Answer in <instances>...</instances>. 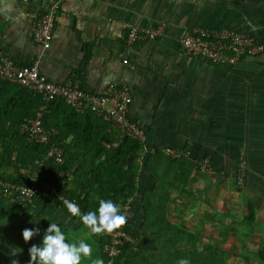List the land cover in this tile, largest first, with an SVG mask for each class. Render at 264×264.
<instances>
[{"label": "crops", "instance_id": "obj_1", "mask_svg": "<svg viewBox=\"0 0 264 264\" xmlns=\"http://www.w3.org/2000/svg\"><path fill=\"white\" fill-rule=\"evenodd\" d=\"M54 2L50 46L42 49L33 41L30 26ZM131 25L159 26L160 33L127 44L123 37ZM190 27H225L264 42V0H0V49L15 64L35 62L48 80L76 78L93 94L102 93L110 82L130 87L127 116L145 133L135 175L137 191L126 210L133 229L142 222L145 195L154 202L159 196L166 199L164 217L177 227L186 226L194 236L192 209L202 217L200 213L211 210L207 203L234 200L240 211L247 208L248 217L256 219L246 217L260 229L246 231L253 235L252 242L261 244L264 52L233 64L200 60L179 48L180 35ZM166 145L184 147L189 156L169 159L161 152ZM238 151L245 163L244 183L236 188L241 193L232 181ZM200 157L213 166V175L195 171L193 161ZM43 182L66 185L51 167ZM33 203L37 206L36 200ZM50 218L78 227L59 207ZM139 235L138 243L143 232Z\"/></svg>", "mask_w": 264, "mask_h": 264}, {"label": "trees", "instance_id": "obj_2", "mask_svg": "<svg viewBox=\"0 0 264 264\" xmlns=\"http://www.w3.org/2000/svg\"><path fill=\"white\" fill-rule=\"evenodd\" d=\"M35 117L47 133L45 142L27 139L25 131L20 129L23 120ZM50 143L60 148L59 162L54 161L52 154L46 156ZM141 148L134 139L118 138L107 120L90 111H77L58 98L43 101L32 90L0 78V264L14 261L28 264L29 248L33 244L42 245L43 236L53 223L50 214L55 207L76 219L79 228L88 229L90 240L87 242L92 247V255L82 258L81 264H92L96 258L103 259L104 264H172L171 260L178 263L181 259H187L189 264H220L223 251L218 246L204 245L197 249L189 231L164 217L166 199L161 196L158 202L149 201L146 195L142 198L143 218L138 230L131 227L127 218L125 230L137 239L142 231V243L125 241L118 246V254L109 258L102 248L107 236L93 234L79 216L68 212L61 198L44 191L32 196V201L22 200L18 198L19 190L14 188L31 186L33 181L40 186L46 169L51 167L64 184H70L55 186L57 193L78 205L81 214L96 211L101 199L119 206L137 191L135 175L139 164L136 159L142 156ZM35 160H42V167ZM55 223L65 234V242L71 244L76 229ZM25 228H39V234L25 242L22 237ZM174 248L177 250L172 251ZM251 259L264 263V242Z\"/></svg>", "mask_w": 264, "mask_h": 264}, {"label": "built area", "instance_id": "obj_3", "mask_svg": "<svg viewBox=\"0 0 264 264\" xmlns=\"http://www.w3.org/2000/svg\"><path fill=\"white\" fill-rule=\"evenodd\" d=\"M56 8V2L49 4L31 23V37L42 49L50 46ZM159 33V26L142 28L131 25L126 29L123 38L125 43L132 44L139 40L152 39L158 36ZM178 44L182 52L187 55L206 62L222 64H233L238 62L243 56H255L264 52L263 42L255 39L252 34L225 27L185 28L179 37ZM0 78L32 90L43 101L58 98L71 105L77 111H90L96 116L107 120L116 131L118 138L127 136L138 141L143 147L145 141L144 131L127 116L128 105L131 101V91L130 87L125 84L110 82L102 93L93 94L82 89L76 78L61 82L48 80L38 70L35 62L31 64H15L1 49ZM20 129L25 131L27 139H34L37 142H45L47 140V133L42 128L38 117L23 120L20 124ZM143 152L144 150L141 148L140 154ZM161 152L171 158L189 156L188 150L180 146L166 145L161 147ZM60 153V148L50 143L46 156L52 154L54 161L59 162ZM35 162L38 167H42V160H35ZM193 162L198 170L209 173L215 172L205 157L196 158ZM244 169V158L241 151H238L233 171V183L237 188H241L244 183ZM44 183L42 181L40 186H38L33 181L31 186L13 187L19 190L18 198L22 200L32 201L31 197L38 195L40 191H44V188L47 193H54L58 198H61L62 202L67 200L57 193L54 184ZM5 186L12 187L8 184H5ZM128 200L125 199L120 205L121 214L123 215H126ZM124 226L111 234H104L107 236V242L104 243L102 248L109 258L118 254L120 251L118 246L123 242L137 244V238L125 230Z\"/></svg>", "mask_w": 264, "mask_h": 264}, {"label": "rangeland", "instance_id": "obj_4", "mask_svg": "<svg viewBox=\"0 0 264 264\" xmlns=\"http://www.w3.org/2000/svg\"><path fill=\"white\" fill-rule=\"evenodd\" d=\"M68 139L65 141H68ZM236 157H235V161H236ZM138 159H140V156L138 157ZM195 169H196L195 171L199 174L213 175L215 173V172L209 173V172L201 171L198 170L196 167ZM199 174L197 175V177L201 176ZM232 181H233V174H232ZM66 185H70V184H66ZM233 186L235 191H237L236 190L237 187L235 185ZM44 191L46 192L45 188ZM44 191H40V192H44ZM237 192H239V190ZM126 199H129V197H126ZM35 204L38 203L36 202ZM207 204L210 205L211 210L205 209L206 211L204 215L200 213V216L202 217L197 216L198 212L196 211V208L192 209V212L195 214L193 215L192 220L195 221V224H193V226L190 224V226L195 228L193 229L196 232L195 233L196 235L194 236L193 232H190V234L194 238V240L195 237L197 238L195 243L196 248L201 249L202 246L204 245L218 246L223 251V255H222L223 261H221L220 264H264V263H259L258 260L251 259L253 257L254 258L256 257L257 248L260 246L259 245L260 243L258 244L252 242L253 235L246 230L249 229L256 231L260 228L256 227L255 224H251L253 221H256V219L254 220V218L251 216L248 217V211L247 208H245L246 206L243 205V208H245V210L240 211V207H241L240 203L235 202L234 200L225 203V205L216 202L207 203ZM120 205L119 208L121 209ZM246 217H248L247 219H249L252 222H248L246 220ZM73 221L74 224L76 223L78 224L77 220H73ZM199 223L200 225H197ZM77 228L76 231L74 232V238L72 240V243H76L78 245L79 241L81 240L88 243L90 240L87 234L88 229H85V227L84 228L82 227V229L79 227ZM184 229L189 230L188 228H186V226L184 227ZM205 233L207 234L208 237L204 236L206 235ZM204 237L205 239H203ZM179 247H184V246L179 245ZM175 250L177 249L175 248L172 249V251ZM171 263L178 264L177 262H175V260H171Z\"/></svg>", "mask_w": 264, "mask_h": 264}, {"label": "clouds", "instance_id": "obj_5", "mask_svg": "<svg viewBox=\"0 0 264 264\" xmlns=\"http://www.w3.org/2000/svg\"><path fill=\"white\" fill-rule=\"evenodd\" d=\"M140 164V159H136ZM61 175V174H60ZM55 187V185H54ZM68 212L72 216H79L80 221L88 227L95 235L111 234L122 228L126 222V215L121 214L119 206L111 200H99V207L96 211H89L81 214L80 208L73 202L64 201ZM39 234V228L22 230V237L25 242L30 241ZM65 234L56 223H50L47 228L41 246L33 244L29 248L30 260L28 264H81L82 258H90L92 247L83 240L76 243H66ZM138 241V239H137ZM137 243V242H136ZM13 264H18L14 261ZM92 264H104V260L96 258ZM178 264H189L186 259H181Z\"/></svg>", "mask_w": 264, "mask_h": 264}, {"label": "bare ground", "instance_id": "obj_6", "mask_svg": "<svg viewBox=\"0 0 264 264\" xmlns=\"http://www.w3.org/2000/svg\"><path fill=\"white\" fill-rule=\"evenodd\" d=\"M144 150V149H143ZM142 155V154H141ZM91 231V230H90Z\"/></svg>", "mask_w": 264, "mask_h": 264}]
</instances>
